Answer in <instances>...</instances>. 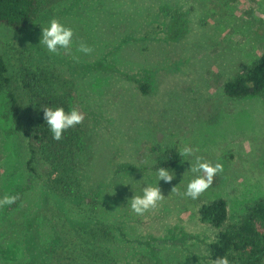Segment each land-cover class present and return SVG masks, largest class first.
I'll return each instance as SVG.
<instances>
[{"label": "rangeland", "instance_id": "1", "mask_svg": "<svg viewBox=\"0 0 264 264\" xmlns=\"http://www.w3.org/2000/svg\"><path fill=\"white\" fill-rule=\"evenodd\" d=\"M41 2L38 17L22 31L0 25V56L9 64L18 104L25 101L15 85L18 69L39 66L85 114L76 177L87 203L70 207V216L81 209L98 224L103 264H207L205 243L217 231L200 223L199 207L224 200L230 225L264 196V99L229 98L222 89L264 55V0ZM161 7L169 11L164 19ZM172 13L182 14L183 34L166 40ZM53 18L74 31L70 52L50 54L40 44ZM81 42L94 51L77 52ZM146 75L152 89L143 95L130 77ZM185 146L224 168L196 200L172 192L186 191L193 174L185 160L192 158L167 169L175 174L171 183L158 181L153 169L160 153ZM29 158L1 92L0 198L26 181L31 188L15 210L4 215L6 206L0 208V264L24 259L23 219L45 192L41 170L27 168ZM157 184L165 200L144 216L134 214L129 200Z\"/></svg>", "mask_w": 264, "mask_h": 264}, {"label": "trees", "instance_id": "2", "mask_svg": "<svg viewBox=\"0 0 264 264\" xmlns=\"http://www.w3.org/2000/svg\"><path fill=\"white\" fill-rule=\"evenodd\" d=\"M41 3V0H0V25L22 31L38 17ZM160 10L164 19L169 14L168 8L161 7ZM184 22L182 14L172 13L165 39L173 40L181 36ZM106 66L97 65L96 68ZM130 79L143 95L152 89L150 75ZM15 85L24 93V104H18L11 89L9 64L5 57L0 56V93L5 91L13 130L27 139L30 152L27 168L29 172L41 170L45 187L39 208L23 219L21 244L24 259L18 264H103L101 255L105 249L99 245L98 224L83 217L81 209L75 212V216H70L72 212H68L70 207L77 209L82 206L81 203H87L77 187L79 182L76 177L82 126L69 129L61 141H56L43 115L45 107H63L67 112L73 105L55 87L54 80L43 67H20L15 75ZM222 89L229 98L261 96L264 99V55L247 70L226 81ZM180 160L177 149H166L157 156L153 169H170ZM30 188L31 184L27 181L25 185L13 188L10 195H18L19 199L5 207L4 215L19 206L21 196ZM198 216L201 224L217 231L214 239L205 243L207 264L223 256H227L230 264L264 262V196L255 201L235 224H226L227 208L222 199L202 204Z\"/></svg>", "mask_w": 264, "mask_h": 264}, {"label": "clouds", "instance_id": "3", "mask_svg": "<svg viewBox=\"0 0 264 264\" xmlns=\"http://www.w3.org/2000/svg\"><path fill=\"white\" fill-rule=\"evenodd\" d=\"M74 31L63 25L58 19H51L48 27L42 28V39L40 44L45 46L48 53L59 55L61 51L70 52L73 44ZM77 52L85 55H90L94 49L86 43H79ZM73 59L78 60L79 57L74 56ZM44 120L52 133V137L56 141H61L64 134L71 128L80 125L85 120V114L77 108H72L70 111H65L63 107L55 109L45 107L43 109ZM190 146L183 147L179 155L187 159L191 164L189 172L193 174V179L187 184L186 191L179 193L177 187L172 188V192L177 195H182L193 200L198 199L206 192L213 184L214 178L223 172V165L219 162L213 164L210 161H205L202 157L197 156L196 152ZM158 181L171 183L175 179V174L165 168L157 169ZM19 199L18 195H4L0 198V208L11 206ZM165 200L161 188L158 186L148 185L143 188L142 195H134L130 202L131 211L137 216H144L155 209ZM212 264H230L227 256L217 257Z\"/></svg>", "mask_w": 264, "mask_h": 264}]
</instances>
